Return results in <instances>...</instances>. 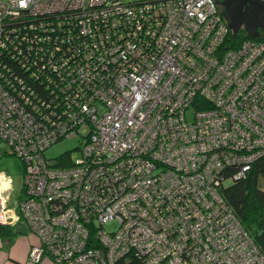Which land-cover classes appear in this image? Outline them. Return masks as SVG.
Returning a JSON list of instances; mask_svg holds the SVG:
<instances>
[{
  "label": "built area",
  "instance_id": "built-area-1",
  "mask_svg": "<svg viewBox=\"0 0 264 264\" xmlns=\"http://www.w3.org/2000/svg\"><path fill=\"white\" fill-rule=\"evenodd\" d=\"M218 1L0 0V148L23 165L0 225L37 237L29 262L264 264L222 191L264 155V41L232 45ZM63 139L77 157L47 155Z\"/></svg>",
  "mask_w": 264,
  "mask_h": 264
},
{
  "label": "trees",
  "instance_id": "trees-1",
  "mask_svg": "<svg viewBox=\"0 0 264 264\" xmlns=\"http://www.w3.org/2000/svg\"><path fill=\"white\" fill-rule=\"evenodd\" d=\"M64 31L66 35L65 40L61 41V48L67 49L72 43L75 44V39L72 40L74 36L73 32L70 31L68 33V29L64 28L60 31L55 30L54 34L56 37L57 35L64 36ZM67 38H70V40H67ZM249 38L252 37L248 36L245 31H240L236 35L231 32L229 41L232 45L236 46L242 40ZM257 40L264 41V35L258 37ZM21 79L32 87H40V83L35 82L34 78H30L28 75H22ZM66 156L68 157L69 155ZM64 159H61V162ZM261 178H264V155L253 164L252 169L246 177L223 187L222 191L225 199L229 202L243 226L251 234L261 252L264 254V188L260 184ZM12 233L14 232L10 227L0 225L1 236L13 235ZM125 263V260H121L117 264Z\"/></svg>",
  "mask_w": 264,
  "mask_h": 264
},
{
  "label": "crops",
  "instance_id": "crops-1",
  "mask_svg": "<svg viewBox=\"0 0 264 264\" xmlns=\"http://www.w3.org/2000/svg\"><path fill=\"white\" fill-rule=\"evenodd\" d=\"M0 151V155L6 152V150L2 148H0ZM0 172L4 174L1 184L4 189L5 197L9 202L13 203L15 202L13 199L15 189L20 186L21 190V185H19L20 177L17 181L15 180L17 176L10 174V171L3 169L0 170ZM22 172L23 170L21 171V175ZM8 227H10L14 233H12L13 235L8 234L4 236H1L0 234V264H34L28 261L27 256L30 247L38 243L37 237L28 231L25 224L21 221H18L15 225ZM38 264L51 263L47 259H42Z\"/></svg>",
  "mask_w": 264,
  "mask_h": 264
},
{
  "label": "water",
  "instance_id": "water-1",
  "mask_svg": "<svg viewBox=\"0 0 264 264\" xmlns=\"http://www.w3.org/2000/svg\"><path fill=\"white\" fill-rule=\"evenodd\" d=\"M223 14L234 34L241 29L252 38L261 36L264 31V1L263 0H219Z\"/></svg>",
  "mask_w": 264,
  "mask_h": 264
},
{
  "label": "rangeland",
  "instance_id": "rangeland-1",
  "mask_svg": "<svg viewBox=\"0 0 264 264\" xmlns=\"http://www.w3.org/2000/svg\"><path fill=\"white\" fill-rule=\"evenodd\" d=\"M125 1L134 2L138 0H125ZM243 31H245L244 27H243ZM77 145H78L77 139H63L53 144L51 147H49L46 153L49 157L53 158V157H57L62 153L70 152L71 156L75 158L78 156V152L75 149ZM2 149L6 150V152L0 155V170L6 169L10 171V174H14L15 176H17L15 178V180L17 181L20 177L19 185H21V178H22L21 171L23 170L21 160L18 158V156L11 154L10 151L7 149V147H3ZM260 184L261 187L264 188V178L260 179ZM19 192H20V186L15 189L13 195V199L15 201L17 199Z\"/></svg>",
  "mask_w": 264,
  "mask_h": 264
},
{
  "label": "flooded vegetation",
  "instance_id": "flooded-vegetation-1",
  "mask_svg": "<svg viewBox=\"0 0 264 264\" xmlns=\"http://www.w3.org/2000/svg\"><path fill=\"white\" fill-rule=\"evenodd\" d=\"M261 35H264V31H261Z\"/></svg>",
  "mask_w": 264,
  "mask_h": 264
},
{
  "label": "clouds",
  "instance_id": "clouds-1",
  "mask_svg": "<svg viewBox=\"0 0 264 264\" xmlns=\"http://www.w3.org/2000/svg\"><path fill=\"white\" fill-rule=\"evenodd\" d=\"M264 1V0H263ZM241 31H243V29H241ZM246 32V31H245Z\"/></svg>",
  "mask_w": 264,
  "mask_h": 264
}]
</instances>
